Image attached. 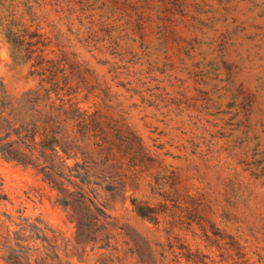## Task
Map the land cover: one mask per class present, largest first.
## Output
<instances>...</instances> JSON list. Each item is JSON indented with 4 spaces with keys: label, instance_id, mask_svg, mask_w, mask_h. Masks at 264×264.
I'll return each mask as SVG.
<instances>
[{
    "label": "rangeland",
    "instance_id": "374dc122",
    "mask_svg": "<svg viewBox=\"0 0 264 264\" xmlns=\"http://www.w3.org/2000/svg\"><path fill=\"white\" fill-rule=\"evenodd\" d=\"M0 3L60 35L91 73L82 106L121 120L154 160L133 196L153 221L111 204L112 240L99 249L76 241L54 192L0 158V264H264V0ZM0 80L11 94L32 86L1 30ZM19 207L45 242L14 235L7 216Z\"/></svg>",
    "mask_w": 264,
    "mask_h": 264
},
{
    "label": "trees",
    "instance_id": "16d2710c",
    "mask_svg": "<svg viewBox=\"0 0 264 264\" xmlns=\"http://www.w3.org/2000/svg\"><path fill=\"white\" fill-rule=\"evenodd\" d=\"M28 15L31 23L56 29L48 17ZM0 30L12 66L24 69L32 83L11 94L0 80V158L54 192V202L66 212L78 243L109 247L111 204L128 201L138 217L153 221L152 214H144L145 207L133 198L153 157L121 120L102 115L95 105L82 106L94 91L87 80L91 73L59 44V34L50 37L38 25L15 20L2 3ZM105 100L104 93L102 105ZM4 202L9 201L0 185V203ZM15 213L16 218L7 216L18 228L15 236L46 241L38 219L23 217L25 209L20 207ZM53 249L48 246L45 251L56 258Z\"/></svg>",
    "mask_w": 264,
    "mask_h": 264
}]
</instances>
